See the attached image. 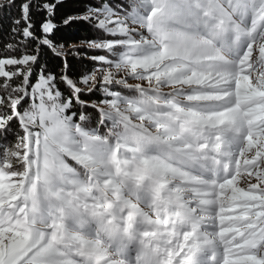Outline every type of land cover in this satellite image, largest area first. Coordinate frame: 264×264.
Wrapping results in <instances>:
<instances>
[{
  "label": "clouds",
  "instance_id": "9594fccd",
  "mask_svg": "<svg viewBox=\"0 0 264 264\" xmlns=\"http://www.w3.org/2000/svg\"><path fill=\"white\" fill-rule=\"evenodd\" d=\"M177 3L180 9L174 13L151 16L152 5H148L143 19L129 20V24H136L133 31L143 30L142 40L133 49L122 50L127 53L124 58L114 53L116 62L103 71L104 79L111 72L117 83L123 82L137 95L120 96L118 105H104L114 116L107 134L67 124L46 138L39 168L34 164V174L15 210V223L7 228L0 226V257L7 233L13 251L22 256L31 253L26 264H131L127 259L114 258L99 235H89L70 221L84 212L86 203L91 209L89 197L97 206L102 202L101 210L108 220L117 221V210L125 206L117 195L121 190L147 193L158 205L161 190L172 181L189 175L197 179L182 167L193 162L185 151L192 147L186 138L199 132L198 125L212 124L222 113L239 116L234 108L235 86L228 77L212 78L211 73L220 70L216 57L223 55L226 37L233 42L248 40L257 29L264 37V0ZM182 42L203 48L194 56H186L180 47ZM255 43L264 47V40L257 38ZM250 51L251 46L243 60L248 59ZM126 77L136 83H129ZM140 81H148V86L141 87ZM165 87L168 96L163 95ZM150 88L155 89L154 94L147 91ZM246 107L241 105V109ZM196 148L199 150V145ZM3 202L0 200V204ZM138 212L132 207L121 217L122 230L135 235ZM144 237H149L148 231L140 233L139 241ZM160 239L157 234L144 241L152 244L154 264H163L168 247ZM199 239L221 243L215 232L200 234ZM259 252L264 255V247ZM213 254L216 264H221V256Z\"/></svg>",
  "mask_w": 264,
  "mask_h": 264
},
{
  "label": "snow or ice",
  "instance_id": "6c2138e0",
  "mask_svg": "<svg viewBox=\"0 0 264 264\" xmlns=\"http://www.w3.org/2000/svg\"><path fill=\"white\" fill-rule=\"evenodd\" d=\"M60 2L61 0H56L55 3L41 4L37 0H22L17 5L16 0H0V9L18 7L19 17L12 20L11 33L13 37L22 36L24 38L18 43L7 44V49H16L18 44L22 45L26 40L35 42V49L32 52L6 55L0 58V66H2V71H0V137L14 130L17 132L15 144L7 148L3 159H0L2 182L11 186L10 189L0 194V200L4 201L0 204V226L5 228L15 223V210L24 197L25 189L34 174V164L37 169L39 168V156L46 138L56 135L67 124L80 125L87 131L97 133L87 127L92 115L89 109L101 116V125L105 120L114 119L113 114L109 113L104 105L109 103L118 105L121 100L116 89L129 88L123 82L117 83L112 78L111 72L108 73V79H104L103 70L110 69L116 62L114 53H119L121 58H124L127 53L122 50L133 49L136 46L137 41L129 42V37L133 32L129 20L135 22L143 19L140 10L145 5H152L151 16L162 15L166 12L174 13L180 9L177 0H128L129 8L127 9L121 5L113 8L107 4V0L98 8L89 4L85 6V11L81 14L71 15L64 19L63 25L73 20H84L102 29L105 37L112 38L97 37L80 40L78 44H67L66 42L56 43L54 39V31L59 26L53 22L52 17L55 15L56 4ZM33 11L35 13L46 11L48 14L39 24L40 34L36 31L37 26L31 15ZM259 31L257 29L256 33L248 39V45L235 62L229 60L224 54L216 57L220 70L211 73L213 79L228 77L229 82L235 85L237 73L244 69L245 64H252L253 60L264 64V47H259L255 43L257 38L264 40V37H260ZM249 46H251L252 56L243 60ZM180 47L186 56H194L198 50L203 48L202 45H192L186 42H182ZM42 48L50 50L51 53L47 56L46 65L40 63L42 59H45L42 55ZM88 50H101L105 54L86 56L85 53ZM72 57L77 58L81 64L90 65L91 70H85L83 74L79 70L73 72L74 65L70 64ZM61 61L62 67H60ZM57 67H60L59 72L56 71ZM36 69L39 71L37 72ZM250 73L251 69H248L247 74ZM74 77H79V79ZM33 80H35L34 83ZM155 83L161 82L155 81ZM254 83L264 88V74H258ZM61 86L65 88L67 95L61 91ZM147 91L153 94L155 89L150 88ZM97 93H101L103 98L91 103L82 98L95 96ZM257 179L259 180L260 177ZM88 203L92 205L91 209L86 203L84 212L76 214L74 219L87 217L96 221L107 237L106 240L100 236L102 242H106L110 248L117 243V240L137 239L130 231L122 230L124 221L118 224L115 220L107 219V214L101 210L102 202L97 206L94 198L89 197ZM262 225L264 221L258 224V230H252L246 236L240 237L241 240L251 237L250 243L243 246L239 245L237 240L232 239L230 234L220 235L226 254L241 258L254 257L258 264H264V255L259 252V249L264 247V226ZM144 241L145 238L139 241L140 251H138L136 264H143V257L146 255L151 254L152 257L154 255L151 243L145 244ZM205 244L213 247L216 245L212 240L194 243L190 239L184 246L186 250H182L179 244L174 247L169 246L165 249L163 264H193L196 254ZM30 256L31 253L22 256L18 251H13L8 242L7 233L5 234L0 264H26ZM213 260L216 261L214 254ZM220 261L221 264H225L224 256L220 257ZM150 262L154 264L153 259ZM238 264H248V261L241 259Z\"/></svg>",
  "mask_w": 264,
  "mask_h": 264
},
{
  "label": "rangeland",
  "instance_id": "374dc122",
  "mask_svg": "<svg viewBox=\"0 0 264 264\" xmlns=\"http://www.w3.org/2000/svg\"><path fill=\"white\" fill-rule=\"evenodd\" d=\"M120 2L125 9L129 8L128 0ZM110 6L116 8L117 4ZM147 8L148 5L142 6L140 13L146 14ZM247 11L250 16V9ZM130 27L134 29L136 24L132 23ZM142 34V29L139 32L133 31L129 42L141 41ZM99 35L101 38H112L105 37L100 28ZM225 44L223 54L229 60L237 59L248 45V40L233 42L231 37H226ZM96 54L105 53L97 50ZM251 56L252 50L249 53ZM248 69H251L250 74H247ZM258 74H264V67L255 60L252 64H245L244 69L237 73L234 108L239 116L222 113L214 123L198 125L199 132L186 138L192 147L185 151L193 162L182 167L197 179L193 180L189 175L172 181L170 186L161 190L162 199L158 205L144 192L123 189L117 193L125 201L124 209H118L116 213L118 224L130 208L136 207L139 212L135 216L137 239L117 240L110 248L114 258L127 259L131 264H136L140 251L139 236L144 231L149 232V237H144L146 242L158 234L161 244H167L168 247L179 244L182 250H186L184 246L190 239L194 243H202L199 235L212 232L218 236H235L241 246L250 243L251 237L244 240L240 237L258 230V224L264 221V88L254 83ZM128 82L136 83L131 77H128ZM140 83L143 87L148 86V81ZM116 91L120 96L137 95L130 89L118 88ZM169 94V89L165 87L163 95ZM241 105L247 107L241 109ZM211 107L219 108L220 105ZM104 122L111 126V121ZM107 130V124L103 123L101 131H95L105 135ZM69 163L74 162L69 160ZM2 181L3 177L0 176V194L11 187ZM70 224L89 235H99L107 240L97 222L87 217L76 218ZM200 251L193 264H216L211 259L215 251L217 255L224 256L225 264H238L241 259L247 260L248 264H257L254 257L228 256L222 243L215 247L202 245ZM152 259L151 254L146 255L143 264H151Z\"/></svg>",
  "mask_w": 264,
  "mask_h": 264
},
{
  "label": "trees",
  "instance_id": "16d2710c",
  "mask_svg": "<svg viewBox=\"0 0 264 264\" xmlns=\"http://www.w3.org/2000/svg\"><path fill=\"white\" fill-rule=\"evenodd\" d=\"M122 0H107L108 5H122ZM22 2V0H16L17 5ZM38 3H55L56 0H37ZM105 0H61L60 3L56 4V7L54 9L55 15L52 17L53 22L57 24L59 27L54 31V39L56 43H67V44H78L80 40L83 39H93L100 37L99 35V28L95 27L92 23H87L84 20H73L71 23L67 25H63V20L66 19L68 16L71 15H79L81 12L85 11V6L91 4L93 7H100L103 5ZM34 23L36 24L37 28L36 31L38 34H40L39 30V24L42 21L43 17H47V13L40 12L35 13L34 11L31 13ZM19 17V10L17 8H3L0 9V58L6 56V55H19L24 54L27 52H32L35 49V42L32 40H26L24 44L19 45L16 49L10 50L7 49V44L9 43H18L19 40L24 39L22 36L13 37L11 33L12 28V20ZM53 38V37H50ZM101 38V37H100ZM42 55L45 56V59H42L40 63L42 65H46L47 62V56L51 55L50 50L46 48H42ZM97 50H88L87 53H85L86 56L90 55H97ZM70 64L74 65L72 68V71L75 72L79 70L81 74L85 70L90 71L91 66L88 64H81L80 61H77V58L72 57L70 58ZM62 61L60 63V67H62ZM51 67V66H50ZM60 67L56 68V71H60ZM38 72L39 69H36ZM80 74V73H76ZM76 79H79V77H74ZM32 82H35L33 80ZM61 91L65 92V95H67V92L63 86H61ZM85 99L88 103H91L92 101L102 99V96L97 93L95 96L91 97H82ZM89 112L92 113L87 127L89 129L93 130H99L101 131V128H103V125H101V116L99 114H96L93 110L89 109ZM107 128L109 129L111 126L107 123ZM17 135V132L14 130L12 133L5 134L3 137H0V159H3L6 149L10 148L15 144V136Z\"/></svg>",
  "mask_w": 264,
  "mask_h": 264
},
{
  "label": "bare ground",
  "instance_id": "6f19581e",
  "mask_svg": "<svg viewBox=\"0 0 264 264\" xmlns=\"http://www.w3.org/2000/svg\"><path fill=\"white\" fill-rule=\"evenodd\" d=\"M216 246V245H215Z\"/></svg>",
  "mask_w": 264,
  "mask_h": 264
}]
</instances>
